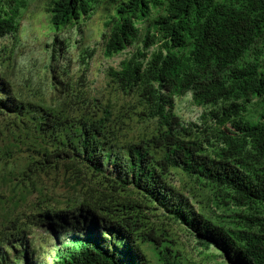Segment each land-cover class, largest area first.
Segmentation results:
<instances>
[{
	"label": "trees",
	"instance_id": "1",
	"mask_svg": "<svg viewBox=\"0 0 264 264\" xmlns=\"http://www.w3.org/2000/svg\"><path fill=\"white\" fill-rule=\"evenodd\" d=\"M0 264H264V0H0Z\"/></svg>",
	"mask_w": 264,
	"mask_h": 264
},
{
	"label": "rangeland",
	"instance_id": "2",
	"mask_svg": "<svg viewBox=\"0 0 264 264\" xmlns=\"http://www.w3.org/2000/svg\"><path fill=\"white\" fill-rule=\"evenodd\" d=\"M28 17L22 21L21 38L26 49H29L30 53L34 55L41 52V45L45 40L43 35L44 22L39 17ZM99 26V23L94 24L93 30L95 33ZM43 232V227H34L29 235V239L34 242V247L37 249L38 253L45 256L51 251L52 238L48 234L44 235Z\"/></svg>",
	"mask_w": 264,
	"mask_h": 264
}]
</instances>
